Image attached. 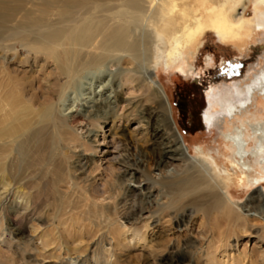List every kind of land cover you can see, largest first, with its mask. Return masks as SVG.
Listing matches in <instances>:
<instances>
[{
  "label": "bare ground",
  "instance_id": "obj_1",
  "mask_svg": "<svg viewBox=\"0 0 264 264\" xmlns=\"http://www.w3.org/2000/svg\"><path fill=\"white\" fill-rule=\"evenodd\" d=\"M247 9L246 0L240 8L237 0H0V54L8 57L0 59V264H20L21 256L24 264H42L41 261L53 257L58 249L59 252L65 249L68 255L78 240L88 236L84 228L87 224L76 228L72 218L69 222L70 219L63 221L57 217L52 223L43 222L39 226L32 223L33 217L44 208L64 206L53 203L54 199L67 203L72 210L82 209L83 218L93 217L95 224L102 225L105 231L91 234L93 238L99 234L102 242L89 259L82 261V257H75V261L68 260L66 264H121L115 251L117 246L130 244L140 248L138 240H146L149 225L147 221L145 226L141 225L139 214L147 207L128 202L150 189V180L143 174L145 159L102 152V144L121 146L114 135L111 140L103 135L105 127L97 123L95 111L70 118L63 111L73 108L86 90L109 85V65L138 66L136 71L140 75L129 71L112 77L114 85L122 81L130 88L135 82L156 86L148 69L164 59L167 66L187 73L186 66L179 62L180 54L194 46L201 34H208L210 30L206 28H219L228 17L237 28V46L243 49L256 33L264 32V0H257L256 16L248 23ZM156 92L167 106L164 90L156 86ZM128 102L130 108L147 115L149 121H157L159 116L155 110L144 109L138 100ZM109 119L115 123L114 112L104 122ZM87 124L99 127L96 130L102 137L94 139L97 143L100 141L96 146L85 138L80 139L78 129ZM170 128L173 129L171 124ZM255 130L248 137L257 142L252 154L259 162L260 158L264 160V127H255ZM245 136L243 131L228 136L235 148L234 166L241 170V182L249 179L245 171L251 169L246 162L251 153ZM161 137L157 126L151 151L156 159L154 171L166 173L167 168L173 167L177 173L163 178L159 184L178 191L192 188L185 192L186 199L218 193L230 209L227 219L239 223L244 217L230 207L231 201L225 194L213 192L210 185L197 190L203 180L199 169L184 168L178 173L177 155L182 150L177 140L163 138L161 142ZM134 148L129 145L126 150ZM92 150L102 153L98 160L90 155ZM223 172L230 174L228 170ZM126 174L134 176L132 183L122 177ZM114 192H123L125 198L117 200V208L112 212L107 203L116 197ZM12 213L21 217L24 224L18 229L21 234L29 225L32 238L28 241H19L20 234L5 226V220L9 224L14 222ZM255 213L252 220L258 219L259 213ZM191 215L189 212L182 218L172 219L179 226L187 225ZM149 217L157 218V215ZM123 221L131 226L127 227ZM133 221L139 226L132 225ZM7 229L16 241L5 237ZM214 239L213 236L206 246V257H220L217 263L226 264L233 257L224 251L223 242L215 244ZM14 242H18L16 248ZM35 250L45 258L33 256ZM25 255L28 257L24 258ZM187 258V255L181 256L179 264ZM163 261L173 264L169 258L164 257ZM231 261L233 264L234 259ZM240 261V264H264L245 254ZM62 262L65 264L64 259Z\"/></svg>",
  "mask_w": 264,
  "mask_h": 264
},
{
  "label": "rangeland",
  "instance_id": "obj_2",
  "mask_svg": "<svg viewBox=\"0 0 264 264\" xmlns=\"http://www.w3.org/2000/svg\"><path fill=\"white\" fill-rule=\"evenodd\" d=\"M243 1L237 0L238 8ZM246 1L248 9L245 18L248 23L252 22L256 16L257 0ZM233 24L232 19L228 17L219 28H206L210 32L205 36L201 34L194 46L180 54L179 62L186 66L187 73L167 66L165 59L159 65L150 66L148 70L156 80L155 85L166 94L167 106L166 104L164 106L158 96L156 86L151 87L150 83L144 82L140 85L135 82L131 88L125 86L122 81L114 85L112 77H116L118 72L130 71L136 76L140 75V72L136 71L137 65L126 66L119 63L107 66L111 75L109 85L94 86L91 90H86L76 100L73 108L63 111L68 118L74 115L86 116L90 111H95L96 118L99 119L97 123L105 127L103 135L108 136V140H111L114 135L121 146L114 148L110 146L111 144H102L100 146L102 152L106 150L113 154H128L133 159H145L143 174L150 180V189L140 197L134 196L128 203L135 202L147 207V210L139 214L142 220L141 225L145 226V221L149 225L147 237L146 240H138L141 242L140 248L131 247L130 244L116 247L115 251L121 264H165L164 257L169 258V261L172 260L173 264H179L183 255L189 258L181 261V264H219L217 262L221 259L220 257H206L205 253L206 246L213 236L215 244L219 242L225 244L224 251L233 257V264H240L244 254L250 255L258 263H264V160L260 158L258 162L253 156L257 142L248 137V133L252 136L254 131L256 133L255 127H264V32L256 33L243 49H239L236 40L237 28ZM146 28L152 29V27ZM2 58L7 60L8 57L0 54V59ZM139 68L142 69V67ZM236 88L240 91L239 94ZM129 99L138 100L144 109L155 110L159 116L157 121L155 122L154 119L149 121L147 115L130 108ZM100 104H102L101 107ZM113 112L116 115L115 123L113 124L110 119L109 122H104L105 118H110ZM170 124L173 126L172 130ZM157 126L161 130V142L164 139L177 140V146L182 150L177 155L180 159L177 161L178 173L184 168L199 169L203 180L197 190L210 185L214 189L213 192L225 194L231 201L230 207L238 210L244 217L239 223L230 222L227 219V211L230 209L225 206L222 196L218 193L214 196L186 199L185 192H189L192 188L185 187L183 191H178L159 184L163 178L174 176L177 172L173 167L167 168L166 173L160 174L159 171H154L156 159L151 151ZM81 127L83 129H78L80 139L85 138L93 146L100 143L94 140L96 137L97 139L102 137L96 130L99 127L91 124ZM238 131L246 133L245 139L249 143L247 150L251 153L246 158V162L251 166V169L245 171L249 176L246 182H241L239 179L242 173L239 167L234 166L235 148L228 137ZM128 144L135 148L126 150ZM100 154L102 153L90 151V155L95 160L101 157ZM224 170H228L230 174L227 176ZM139 175L140 173L137 174ZM122 177L127 182L134 181V176L131 174L122 175ZM139 180L137 179L138 182ZM114 193L116 197L114 196L113 201L107 203L108 209L112 212L117 208V200L125 198L123 192ZM52 202L62 206L64 204V206L57 208L50 205L49 208H44L33 217L32 223L39 226L43 222L52 223L57 217L63 221L70 219L69 222L72 218L76 228L87 224L84 228L88 230L86 233L88 236L78 240L68 255L65 249L61 252L58 249L54 251L53 257L41 263L63 264L64 259L66 264L68 260L75 261V257H80L79 259L82 257V261L89 259L94 250L99 247L97 244L102 242L99 234L95 238L91 237V234L96 231L103 234L104 228L102 225L98 227L93 217L90 220L83 218L82 209L72 210L71 206L59 199H54ZM250 208L254 211H249ZM13 212L17 211L13 210ZM189 212L192 215L187 225L179 226L172 219L174 216L182 218ZM234 212L237 213V211ZM255 212L259 213L258 219L252 220L255 218ZM152 214H156L157 218H150ZM11 215L14 216V222L10 221L9 224V221L5 220V226L15 229V233L20 234L17 236L20 237L19 241L31 239L32 231L29 225L21 234L18 231L19 226H24L21 217H17L16 213ZM123 222L127 227L131 226L126 221ZM133 222L132 225L139 226L135 221ZM81 230L82 228L79 231ZM5 237L16 241L13 235H9L8 229ZM17 243L13 244L15 248ZM201 246L203 250L199 252ZM108 247L109 244H107ZM61 253L62 256L59 257ZM33 256H38L36 250L33 251ZM174 256L177 259H174ZM27 257L25 255L24 258ZM38 257L42 260L45 255ZM233 259L228 258L226 264H230ZM19 262L25 263L22 256ZM245 264L248 263L245 262Z\"/></svg>",
  "mask_w": 264,
  "mask_h": 264
}]
</instances>
